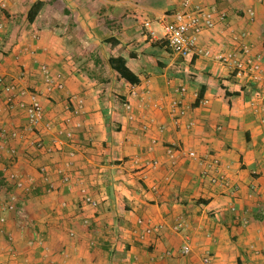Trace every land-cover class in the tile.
Masks as SVG:
<instances>
[{
    "label": "crops",
    "instance_id": "crops-1",
    "mask_svg": "<svg viewBox=\"0 0 264 264\" xmlns=\"http://www.w3.org/2000/svg\"><path fill=\"white\" fill-rule=\"evenodd\" d=\"M1 1L0 73L19 88L41 90L45 144L56 133L45 127L47 119L71 129L73 138L60 136L53 152L33 147L23 109L0 94V264H264V87L236 77L213 57L171 52L160 20L180 0H41L31 21L28 11L39 0ZM210 3L225 15L199 36L200 46L212 54L236 48L232 35L246 31L242 41L264 69V0ZM110 56L123 57L138 82L119 79ZM42 64L61 75L62 90L45 92ZM179 85L186 87L182 99L189 109L175 127L167 105ZM200 90L206 106L196 104ZM69 94L85 101L79 128L64 108ZM125 99L130 112L121 105ZM143 120L152 122L147 132L140 130ZM190 120L194 125L184 128ZM12 131L18 137L9 136ZM151 137L157 143L148 151ZM174 144L194 150L197 159H170L165 148ZM9 148L15 149L12 160ZM211 154L234 193L200 177L199 159ZM150 161L156 168L146 165ZM41 167L54 190H47ZM58 167L70 173L69 184ZM10 169L22 174L27 190L7 180ZM80 185L100 202L96 207L81 201ZM13 192L19 211L4 209ZM137 218L161 228L140 236ZM178 218L186 226L175 232ZM185 240L190 252L182 256Z\"/></svg>",
    "mask_w": 264,
    "mask_h": 264
},
{
    "label": "built area",
    "instance_id": "built-area-1",
    "mask_svg": "<svg viewBox=\"0 0 264 264\" xmlns=\"http://www.w3.org/2000/svg\"><path fill=\"white\" fill-rule=\"evenodd\" d=\"M0 5L4 4L0 0ZM248 15L253 16L254 11L249 9ZM224 12H221L216 8L215 5L210 3V0H180L178 8L172 14H163L160 20V24L163 30V38L165 39L167 46L178 57L185 58L192 53L203 54L204 56L213 57L219 62L223 63L227 68H229L233 74L238 77H247V79L255 84L264 87V69L261 65V57L259 55H252L250 52V47L242 39L247 36L246 31H241L240 33H234L232 35L233 39L236 41L238 46L229 50L217 52L212 54L211 50L208 48H202L199 44V36L206 30L212 29L217 20H221L224 17ZM149 21L144 22V26H148ZM4 23L0 21V30H3ZM153 33V32H151ZM41 79L44 84L45 92L50 93L53 89L62 90L64 83L61 79L59 73L52 74L48 66L45 64L40 65ZM186 87L184 85H179L174 88L176 96L173 97L167 105L168 114L171 117V121L175 127L182 126V119L186 115L189 106L182 99V95L185 93ZM0 94L7 96L8 104L10 107L14 105L17 108L23 109L26 117L29 130L34 133V138L31 139L30 145L35 148L44 149L47 152H53L54 150L60 149L59 137L64 136L67 139L73 138V131L71 129H64L55 120L47 119L45 122V127L47 129L56 128V133L52 135L50 143L45 144L40 136V127L44 121V109L40 101V96L42 95L41 90H27L19 88L14 82L6 81L4 76L0 73ZM136 92L134 90L130 91V95L135 96ZM20 98L16 102L13 101L14 98ZM26 97V99H25ZM24 98V99H22ZM209 103L208 98L202 97L199 99V106H206ZM122 107L127 112L132 110V103L129 99H125L121 102ZM153 107L162 108L161 102H154ZM65 110L71 112L73 116L76 117L73 120V127L79 128L82 126V122L79 119L84 113L85 101L81 95L69 94L65 99ZM132 118V116H131ZM151 120L141 121L140 130L142 132H147L150 129ZM194 125L192 120L187 121L183 124V127L190 129ZM159 126V129H162ZM19 133L16 131L10 132L9 136L18 137ZM157 139L151 137L148 141L147 150L150 151L156 145ZM9 154V159L15 153L14 148H9L7 150ZM166 155L174 160L180 154H185L190 158L197 159V154L194 150L184 151L179 145H168L165 148ZM70 156L74 155V152L69 153ZM209 158H200L199 164L202 168L199 172L200 177L207 179L211 184L221 187L222 189L228 190L230 193L236 191V187L232 185L227 177V175L220 169V160L214 155H208ZM4 157V154L0 151V159ZM146 165L149 168H156L157 164L155 161L147 162ZM39 172L49 185L47 187L48 191L54 190L50 176L44 167L39 169ZM57 174L60 176L62 183L69 184L72 180L70 173L65 169L58 167L56 170ZM145 172L142 173V178H145ZM12 185L17 190H27L28 185L26 184L25 178L15 169H10L6 176ZM79 196L81 201L92 207H96L100 202L92 197L85 185H80L78 188ZM4 209L19 211L17 204V195L15 192L9 194L7 202L4 205ZM231 210H234V206H230ZM0 220H4L3 217ZM136 225L138 229L141 230L142 235H148L152 232H158L161 225L150 226L146 225L142 218L136 219ZM186 226V221L182 218L175 220L172 225V229L175 232H179ZM136 229V231L138 230ZM190 252V244L185 240L180 247V255L185 256ZM169 252H166L168 254ZM210 260L209 255L203 257V262L207 263ZM171 264H178L177 262H172Z\"/></svg>",
    "mask_w": 264,
    "mask_h": 264
},
{
    "label": "trees",
    "instance_id": "trees-1",
    "mask_svg": "<svg viewBox=\"0 0 264 264\" xmlns=\"http://www.w3.org/2000/svg\"><path fill=\"white\" fill-rule=\"evenodd\" d=\"M43 5H44V1L39 0L30 7L28 14H27V17L30 21L33 20V18L36 16V14L38 13V11L41 9ZM109 42L113 43V40L111 39ZM94 61L96 65H100L99 58H96V60ZM108 64L116 72L117 77L119 79H124L129 83L138 82L137 76L127 67L126 60L123 57L121 56L111 57L110 56L108 58ZM103 81L105 82L106 80L104 79ZM227 93L228 92L226 91V94ZM201 96H202V91L200 90L198 93L196 104L198 103Z\"/></svg>",
    "mask_w": 264,
    "mask_h": 264
}]
</instances>
